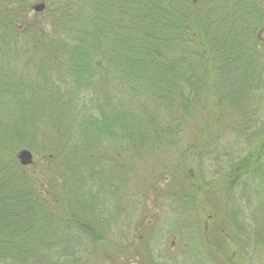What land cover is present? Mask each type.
<instances>
[{"label":"trees","instance_id":"trees-1","mask_svg":"<svg viewBox=\"0 0 264 264\" xmlns=\"http://www.w3.org/2000/svg\"><path fill=\"white\" fill-rule=\"evenodd\" d=\"M35 1L0 0V264L121 262L113 230L138 205L125 201L142 166L151 177L173 149L181 169L196 165V150L175 143L198 119L212 133L218 117L232 121L245 157L218 182L180 170L186 186L171 198L189 212L201 195L229 203L246 183L242 198L260 202L255 225L236 231L264 247L260 0H41L46 10L31 17ZM22 149L41 156L35 170L19 164ZM216 205L213 260L242 264L221 220L232 213Z\"/></svg>","mask_w":264,"mask_h":264},{"label":"rangeland","instance_id":"rangeland-1","mask_svg":"<svg viewBox=\"0 0 264 264\" xmlns=\"http://www.w3.org/2000/svg\"><path fill=\"white\" fill-rule=\"evenodd\" d=\"M260 2L264 9V0ZM40 3L43 2L38 0L31 4V17L35 14H42L46 10L42 13H35L33 6ZM12 62L17 64L18 68L23 69L22 63L24 62ZM231 122L218 117L214 122L215 129L212 133L206 134L203 130L202 123L204 122L198 119L191 122L190 127L179 135L180 141H177L175 146L179 149L193 147L199 155L196 158L198 159L196 165L189 161L187 169H181L179 165L181 156L173 149L161 160L159 159L156 174H152L151 177L146 175L145 170L148 165L145 163L144 167L142 166V170L137 175V179H141L139 187L129 189L132 180L130 176L127 177L124 190L128 188L127 192L130 193L129 200L125 203L134 198L133 202H138V205L133 207V210L128 209L129 211L123 212L119 220V224H124L123 227L113 230L114 233L120 234V240L124 243L122 248H127L125 257L121 258V262L117 264H224V262L217 263L213 260L215 255L214 252L211 253L210 241H214L213 233L215 232L213 228L211 232H208L207 228L208 222H211V225L213 223L209 217L219 209V206L215 207L216 202L227 204L232 213V218L222 214L221 219L224 233L231 238L234 237V246L232 245L230 254L242 264H264V247L257 246V243L253 241L252 232L250 235L244 233L245 231L240 233L236 231L241 229L240 226L243 223L250 226L255 225L256 210L260 201L242 198L245 191L247 194L251 192L250 195H252V191L247 190L250 188L249 185L241 182L233 191L232 200L229 203L226 201V196L214 199L201 195L196 200L195 207H192L196 209L189 212H185L184 207L186 206L182 205L179 199L171 198L170 194L176 183L177 185L185 183L180 180L175 181V176L180 170L189 172L190 176L204 179L205 183L218 182L219 177L229 170L231 163L245 157L248 149L240 138H236V132L229 126ZM22 150H28L33 155V164L25 168L34 167L32 171L35 170L42 161L41 156L33 150ZM18 162L20 164L19 158ZM197 192H195L196 196H198ZM108 205L110 209H113L110 203ZM234 210L239 213L234 214ZM249 230H251L250 227L247 232H250ZM237 234H240L245 242L237 240L235 238ZM133 249L140 250L141 253L135 256Z\"/></svg>","mask_w":264,"mask_h":264},{"label":"water","instance_id":"water-1","mask_svg":"<svg viewBox=\"0 0 264 264\" xmlns=\"http://www.w3.org/2000/svg\"><path fill=\"white\" fill-rule=\"evenodd\" d=\"M45 9H46V5L43 3L33 6V10L35 11V13H42ZM18 158L20 160V164L24 167L30 166L34 162L33 155L28 150H22L19 153Z\"/></svg>","mask_w":264,"mask_h":264}]
</instances>
